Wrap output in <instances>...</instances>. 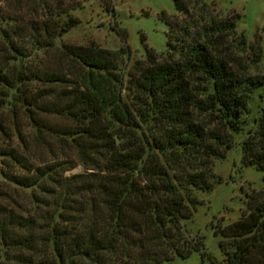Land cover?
<instances>
[{"label": "trees", "instance_id": "16d2710c", "mask_svg": "<svg viewBox=\"0 0 264 264\" xmlns=\"http://www.w3.org/2000/svg\"><path fill=\"white\" fill-rule=\"evenodd\" d=\"M0 2V264H160L192 251L200 264H264V201L247 204L255 211L248 225L220 232L231 240L218 241L222 261L183 224L199 204L193 192L217 182L211 161L241 130L249 94L259 90L264 103V77L236 74L215 52L237 15L210 18L202 38L187 42L186 28L162 13L165 57L147 53L128 101L116 51L56 44L78 23L70 6ZM172 2L187 15L188 1ZM198 112L223 129L202 125ZM147 123L159 134L144 133ZM257 123L264 141V104ZM241 149L264 170V148L248 139ZM74 158L86 170L65 175Z\"/></svg>", "mask_w": 264, "mask_h": 264}, {"label": "rangeland", "instance_id": "374dc122", "mask_svg": "<svg viewBox=\"0 0 264 264\" xmlns=\"http://www.w3.org/2000/svg\"><path fill=\"white\" fill-rule=\"evenodd\" d=\"M182 1H188L187 15L177 12L172 0H62L71 7L67 15L76 18L78 23L61 35L56 44L93 45L116 51L114 64L122 79L121 92L130 101L136 71L149 64L147 53L153 54L155 62L165 57L167 25L161 19L162 13L174 17L186 28L187 42L202 38V28L210 18L219 20L237 15L234 32L224 37L215 52L222 55L236 74L264 77V0H200L205 7L196 5V0ZM4 8L0 2V10ZM263 104L259 90H253L249 94L246 112L240 116L241 130L231 133L230 148L222 150V155L211 161L210 173L217 182L209 191L193 192L199 204L191 218L183 222L190 236L203 237L204 251L216 261L224 258L218 241L223 240L226 245L231 241L223 238L220 232L229 233L236 223L248 225L255 211L248 209L247 204L264 201V170L244 162L241 149V143L248 139H252L254 148H264V141L257 134V119ZM196 118L208 129H223L214 117L207 114L198 112ZM142 128L144 133L156 130L159 134L157 127L152 129L151 123L143 124ZM53 145L58 150L68 147L59 137L53 139ZM73 162L74 166L65 171V175L86 170L78 159L74 158ZM261 233L264 236V230ZM262 249L257 247L252 251L254 259L262 256ZM200 262V253L192 251L185 258L174 257L160 264ZM202 264H208V261L204 260Z\"/></svg>", "mask_w": 264, "mask_h": 264}]
</instances>
